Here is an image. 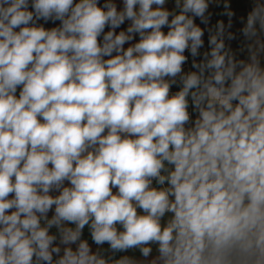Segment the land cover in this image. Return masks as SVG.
<instances>
[{
    "label": "clouds",
    "instance_id": "obj_1",
    "mask_svg": "<svg viewBox=\"0 0 264 264\" xmlns=\"http://www.w3.org/2000/svg\"><path fill=\"white\" fill-rule=\"evenodd\" d=\"M168 2L0 0V264H264V0Z\"/></svg>",
    "mask_w": 264,
    "mask_h": 264
},
{
    "label": "rangeland",
    "instance_id": "obj_2",
    "mask_svg": "<svg viewBox=\"0 0 264 264\" xmlns=\"http://www.w3.org/2000/svg\"><path fill=\"white\" fill-rule=\"evenodd\" d=\"M223 0H220V3L222 2ZM104 2V0H100V3L102 4ZM118 8H122L123 6V3H122V0H115ZM219 3V6H217V4L213 3L210 5V8H209V11L212 13V16H211V21H210V26L211 25H215L217 21H224L225 24H227L228 22V17L227 16H224L222 15L221 13L224 11V8H223V3L220 4ZM229 3L231 5V9L232 11H234L235 13V16L232 18L233 20V27L230 29V31L234 32L237 36V38L233 41H226L227 44L230 45V47L232 48V50L234 52H236L237 54V58L238 59H246L247 58V53L246 52H243L241 53L239 51L240 47L242 46V43L244 41V38L243 36L240 34L239 30L242 28V24L240 23V18L241 17H246L248 12L251 10V9H246V4L248 3H252V0H232L230 1L229 0ZM173 2L172 0H169V2L167 3L166 7L171 10L172 7H173ZM219 9V10H218ZM245 9V10H244ZM219 11V13H218ZM218 13V14H217ZM41 23H43V21H41ZM57 24L59 22H56ZM127 23L126 22L124 25L121 26L120 29H117V33L123 29H126L127 27ZM196 23L201 27V28H205V35L203 37L204 41H205V44H204V47L201 49V53H203L204 51L208 50L209 49V46H208V32H207V29H206V26L201 24L199 19L197 18L196 19ZM56 25L52 24L51 22L45 24V27H54ZM108 29L106 28L105 31H107ZM164 31H167V29L165 28ZM136 39L138 40L139 37L137 36ZM129 45L126 44L125 45V48H127ZM185 55H188L189 56V60L188 62L184 65V70L187 72V71H191V70H194L191 68V61H192V58L191 56L189 55V53L186 51L185 52ZM197 59H200V57H198ZM178 88L176 86H174L172 88V91L175 92L177 91ZM189 111L191 112V108L189 109ZM115 191V190H114ZM49 216H51V213H49ZM53 231H55L53 229ZM84 238L88 240L89 244L92 246L93 250L95 251L96 250V245L92 243L91 241V237H90V234L88 232V229L87 227L85 228L84 230ZM104 248H107V245H104ZM124 253L122 254H118V255H123ZM127 255H133V256H136L137 258H140V253L139 251H134V252H129V253H126ZM155 254V251L154 253Z\"/></svg>",
    "mask_w": 264,
    "mask_h": 264
},
{
    "label": "trees",
    "instance_id": "obj_3",
    "mask_svg": "<svg viewBox=\"0 0 264 264\" xmlns=\"http://www.w3.org/2000/svg\"><path fill=\"white\" fill-rule=\"evenodd\" d=\"M230 1H232V0H230ZM223 3V1L220 3V4H222ZM252 8V3H248V4H246V9H251ZM219 10V9H218ZM245 10V9H244ZM218 13H219V11H218ZM217 13V14H218Z\"/></svg>",
    "mask_w": 264,
    "mask_h": 264
}]
</instances>
